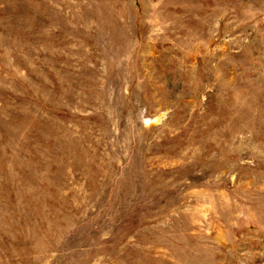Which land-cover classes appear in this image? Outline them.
Segmentation results:
<instances>
[{"label": "rangeland", "instance_id": "obj_1", "mask_svg": "<svg viewBox=\"0 0 264 264\" xmlns=\"http://www.w3.org/2000/svg\"><path fill=\"white\" fill-rule=\"evenodd\" d=\"M0 264H264V0H0Z\"/></svg>", "mask_w": 264, "mask_h": 264}]
</instances>
